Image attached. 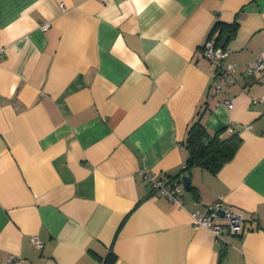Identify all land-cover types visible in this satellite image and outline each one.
I'll return each mask as SVG.
<instances>
[{
	"label": "crops",
	"instance_id": "0c3cea01",
	"mask_svg": "<svg viewBox=\"0 0 264 264\" xmlns=\"http://www.w3.org/2000/svg\"><path fill=\"white\" fill-rule=\"evenodd\" d=\"M226 34L235 81L215 94L201 45ZM0 47V264H264V72L244 71L264 0H0ZM196 120L240 142L186 190ZM142 170L179 180L183 206ZM218 196L249 227L223 249L191 217Z\"/></svg>",
	"mask_w": 264,
	"mask_h": 264
},
{
	"label": "built area",
	"instance_id": "2783aa9c",
	"mask_svg": "<svg viewBox=\"0 0 264 264\" xmlns=\"http://www.w3.org/2000/svg\"><path fill=\"white\" fill-rule=\"evenodd\" d=\"M47 27V23L41 25V28ZM202 55L215 64L214 85L215 94L220 93L223 87L232 84L235 81L234 72L236 63L227 61L230 52L228 46L216 45L211 40H205L201 45ZM3 48L0 47V58L3 55ZM244 71L247 74L264 72V54H257L253 60L244 64ZM257 100L253 99V102ZM228 108L233 106L232 100L223 101ZM247 127H250L247 126ZM231 130V128H230ZM151 187V195L155 197H166L172 204L179 207L183 206L180 197L179 180L169 177L155 176L149 170L140 172ZM223 196H218L217 200L210 203L204 213H192V221L197 226H203L211 230L217 240L224 241L225 235L237 236L243 234L249 229L245 225V217L242 210L234 207H225L222 203ZM32 243L40 247L42 242L37 235L31 237ZM1 264H25L22 257L10 254Z\"/></svg>",
	"mask_w": 264,
	"mask_h": 264
},
{
	"label": "trees",
	"instance_id": "16d2710c",
	"mask_svg": "<svg viewBox=\"0 0 264 264\" xmlns=\"http://www.w3.org/2000/svg\"><path fill=\"white\" fill-rule=\"evenodd\" d=\"M225 27V25L221 26V31ZM230 27H228V31L233 30V27ZM225 36L229 35L226 34ZM239 142L238 139L234 140L232 136L210 135L199 120L194 121L188 127L184 139V146L188 153L182 172L187 174L195 166L212 173L217 172L224 163L233 157ZM100 262L101 264H116V257L109 252L100 258Z\"/></svg>",
	"mask_w": 264,
	"mask_h": 264
},
{
	"label": "water",
	"instance_id": "95a60500",
	"mask_svg": "<svg viewBox=\"0 0 264 264\" xmlns=\"http://www.w3.org/2000/svg\"><path fill=\"white\" fill-rule=\"evenodd\" d=\"M228 40V36H225L223 38V40L221 41V46H224L226 44ZM180 181L182 182V185L183 187L186 189V190H189L190 188V176L188 174H183L181 177H180ZM225 242L224 241H221L220 242V246L221 248H225Z\"/></svg>",
	"mask_w": 264,
	"mask_h": 264
}]
</instances>
